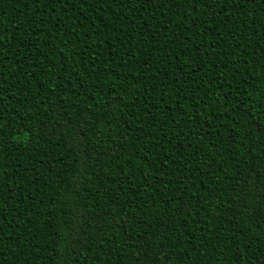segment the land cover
<instances>
[{
    "label": "trees",
    "instance_id": "obj_1",
    "mask_svg": "<svg viewBox=\"0 0 264 264\" xmlns=\"http://www.w3.org/2000/svg\"><path fill=\"white\" fill-rule=\"evenodd\" d=\"M0 264H264V0H0Z\"/></svg>",
    "mask_w": 264,
    "mask_h": 264
}]
</instances>
